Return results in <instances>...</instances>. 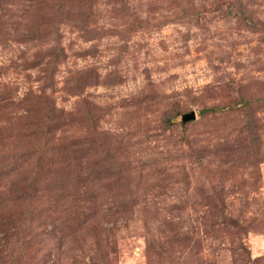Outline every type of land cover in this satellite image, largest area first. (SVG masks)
Segmentation results:
<instances>
[{"label":"rangeland","instance_id":"1","mask_svg":"<svg viewBox=\"0 0 264 264\" xmlns=\"http://www.w3.org/2000/svg\"><path fill=\"white\" fill-rule=\"evenodd\" d=\"M0 264H264V0H0Z\"/></svg>","mask_w":264,"mask_h":264},{"label":"trees","instance_id":"2","mask_svg":"<svg viewBox=\"0 0 264 264\" xmlns=\"http://www.w3.org/2000/svg\"><path fill=\"white\" fill-rule=\"evenodd\" d=\"M34 67V66H33ZM29 69H32V68H29ZM52 74H53V72H52ZM47 81H52V79H53V76L50 74V76H48L47 78ZM50 86H49V84H48V87H44L42 90H41V94H39L37 97H36V99H38V100H41L43 103H45V104H48V103H50V101H49V95H47L46 93H45V90L46 89H48ZM28 100V99H27ZM25 101H26V99H25ZM24 102V101H23ZM219 108H217V107H215V106H213V107H209V108H203L202 110H200V114H210V113H213V112H216L217 110H218ZM191 112V111H190ZM189 113V112H188ZM184 114H187V113H184ZM184 114H182L181 115V117H180V121H181V123L182 124H187V123H189V122H185V123H183L182 122V116L184 115ZM58 117H60V116H58L57 115V118ZM194 121V120H193ZM190 122H192V121H190Z\"/></svg>","mask_w":264,"mask_h":264},{"label":"water","instance_id":"3","mask_svg":"<svg viewBox=\"0 0 264 264\" xmlns=\"http://www.w3.org/2000/svg\"><path fill=\"white\" fill-rule=\"evenodd\" d=\"M194 119H195V113L193 111H191L187 114H184L182 116V122L183 123L193 121Z\"/></svg>","mask_w":264,"mask_h":264}]
</instances>
